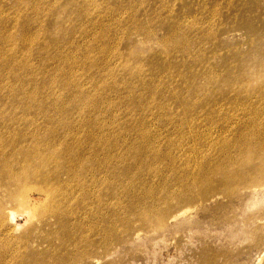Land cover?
<instances>
[{"label":"rangeland","instance_id":"rangeland-1","mask_svg":"<svg viewBox=\"0 0 264 264\" xmlns=\"http://www.w3.org/2000/svg\"><path fill=\"white\" fill-rule=\"evenodd\" d=\"M0 264H264V0H0Z\"/></svg>","mask_w":264,"mask_h":264},{"label":"bare ground","instance_id":"bare-ground-1","mask_svg":"<svg viewBox=\"0 0 264 264\" xmlns=\"http://www.w3.org/2000/svg\"><path fill=\"white\" fill-rule=\"evenodd\" d=\"M38 174V172H36V174L35 175H37ZM30 189V188H29ZM40 191H42V189H40ZM24 194V193H23ZM28 195V194H27ZM25 197H26V195H25Z\"/></svg>","mask_w":264,"mask_h":264}]
</instances>
